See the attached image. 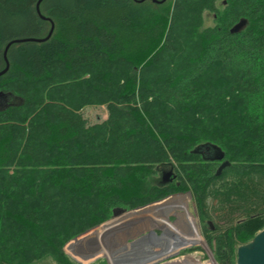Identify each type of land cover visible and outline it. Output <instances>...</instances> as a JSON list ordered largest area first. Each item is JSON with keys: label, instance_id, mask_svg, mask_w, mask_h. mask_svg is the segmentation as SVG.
Here are the masks:
<instances>
[{"label": "trees", "instance_id": "1", "mask_svg": "<svg viewBox=\"0 0 264 264\" xmlns=\"http://www.w3.org/2000/svg\"><path fill=\"white\" fill-rule=\"evenodd\" d=\"M38 1L0 0V73L6 47L24 40L8 50L0 119L32 108L27 81L120 91L132 123L92 164L77 151L51 166L42 145L12 131L0 137V264H78L65 247L115 209L189 192L216 262L236 264L238 248L264 229V0H44L42 16ZM205 13L214 26H205ZM52 24L50 39L27 41L46 39ZM88 125L81 112L56 110L44 139L71 147ZM143 137L149 152L135 159L125 143ZM206 144L225 154L221 175L222 162L194 153ZM161 156L174 179L150 186ZM212 209L242 217L213 225Z\"/></svg>", "mask_w": 264, "mask_h": 264}, {"label": "rangeland", "instance_id": "2", "mask_svg": "<svg viewBox=\"0 0 264 264\" xmlns=\"http://www.w3.org/2000/svg\"><path fill=\"white\" fill-rule=\"evenodd\" d=\"M220 8H222V5H220ZM204 20L205 26H214V19L210 13L204 14ZM21 86L32 95V108H22L16 110L10 116L2 117L0 119V137L12 131L15 137L24 143L42 145L45 150V161L51 166H55L61 160L70 159L77 151L82 153L84 162L86 161L87 164H92L95 161L108 157L109 150L114 149L113 145H116L118 136L121 137V128L129 127V124L132 123L128 115L131 104L120 95V91L105 92L99 85H82L76 87L57 85L46 88H35L27 81L23 82ZM56 110L81 112L89 121V125L80 140L72 144L71 147L68 145L57 146L49 144L44 139L45 120L48 117L53 118ZM125 147L129 155L136 157L135 159H139L138 157L149 152L148 147L150 146L146 138L143 137L135 144H130V142L127 141ZM159 159L162 162L161 164L157 163L155 168L157 175H151L149 179L150 186L164 182L167 174H172L167 183L172 182L174 179L173 172L168 167L171 159H166L163 156L159 157ZM163 165L165 167H163ZM177 196L178 198H175ZM167 205L181 216L172 215L163 221V223L159 224V226L149 224V229L143 232L139 231V228H130L121 234L111 237L109 240L106 239V242L100 241L99 245H97L99 248L102 246V248L107 250L105 244L112 242L117 243L119 247L122 246L126 248L130 245L128 243L133 242L134 239L141 238L149 231H154L158 236L163 234L161 239L165 240L167 244H170V250L165 253L164 260L160 261L158 258L155 264H167L177 260H187L191 257L194 258L196 264H208L212 262V260L215 264H218L206 241L203 223L200 221V216L195 202L193 201V197L188 196V193L173 194L163 201H158L155 204L144 207L150 208L143 213H133L127 217H122L115 223L102 229V225L109 222L113 218L112 217L106 223L79 236L77 238V240L79 239L77 244L78 246H82L84 242L92 241L97 236L101 237L109 232L133 226L141 216L144 215L145 217H149L155 209L164 208L167 207ZM140 214L142 215L140 216ZM185 215L192 216L197 222L195 223V221L187 218ZM210 215L212 216L211 224L223 227L238 222L242 217L241 213L229 215L213 209L210 210ZM198 230L204 243L200 241L197 235ZM73 242L75 241L70 242L65 247V253L72 259V256L75 255L74 257L77 260L80 259L79 261H83L80 257L82 256L81 254H86L91 246L75 247V245H73L69 247ZM154 251L161 252L163 249L156 247ZM111 254L115 260L114 264H125V260L129 261V258L126 255H120L119 251ZM99 256V259L83 264H113L109 259L102 258L103 255L101 256V254H99ZM77 263L81 264L79 262ZM36 264H57V262L52 258H46Z\"/></svg>", "mask_w": 264, "mask_h": 264}, {"label": "water", "instance_id": "3", "mask_svg": "<svg viewBox=\"0 0 264 264\" xmlns=\"http://www.w3.org/2000/svg\"><path fill=\"white\" fill-rule=\"evenodd\" d=\"M43 1L44 0H39L37 3V12L40 15H41L40 5ZM144 1L145 0H140L139 2H144ZM150 1H153L154 3H163L167 0H163V1L150 0ZM245 25H246V21L240 22L238 25H236L231 30L232 34L239 33L245 27ZM53 31H54V24H52L51 32L46 39H36V40L31 39L27 41H37V42L47 41L52 36ZM21 42H24V40L13 41L6 47L4 56L7 62V67L4 71L0 73V77L5 75L8 72L9 67H10L9 62H8V57H7L9 48L11 47L12 44L21 43ZM194 153L202 155L203 159L206 161L220 162V163L222 162V166L220 167L217 175H221V172L226 167L229 166V163L224 161L225 160L224 152L217 146L210 145V144L202 145L198 147L194 151ZM171 176L172 174H167L164 179V182L167 183ZM188 196L192 197V194L188 193ZM142 209L144 208L136 209L135 211L130 212V211H127L121 208H117L113 211V218L109 222L114 221L116 218H118L119 216L123 214L137 212ZM161 237H163V234L161 236H158L154 231L153 232L149 231L148 233H145L141 238L134 239V241L131 243L127 242L133 247L132 254L134 255V257H136L138 261H140V263H136V264H144L149 261H154L155 259H158V258L160 260L165 258V255H166L165 253L168 252L170 249H167V250L165 249L167 243H165V245H162L161 243L157 242L158 238H161ZM76 240L77 239H75L74 241ZM90 246L91 248L88 249L87 253L81 254L82 256H80L84 262L95 261L100 258L99 256L100 251H99V248L95 246V243H90ZM105 247L111 253L116 252V251H119L120 253L121 251L126 250L125 247H122V246L119 247L117 243H112V242H108L107 244H105ZM156 247H160L161 249H163V251L155 252L154 248ZM72 257L77 262L83 264V262L77 260L74 256ZM102 258H107V257L103 255ZM125 264H135V261L132 262V261L125 260ZM236 264H264V229L260 231L251 242H249L248 244L242 245L238 248Z\"/></svg>", "mask_w": 264, "mask_h": 264}, {"label": "bare ground", "instance_id": "4", "mask_svg": "<svg viewBox=\"0 0 264 264\" xmlns=\"http://www.w3.org/2000/svg\"><path fill=\"white\" fill-rule=\"evenodd\" d=\"M175 198H178V196L177 197H175ZM172 201V200H171ZM145 209V208H144ZM143 210V209H142ZM139 211H141V210H139ZM138 212V211H137ZM133 213H135V212H132V213H126V214H123V215H121V216H119L118 218H116L114 221H112V222H109V223H107V224H105V225H103L101 228L102 229H104V228H106V227H108L109 225H111V224H113V223H115L116 221H118L120 218H122V217H127V216H129L130 214H133ZM142 214H140V216H141ZM150 215V214H149ZM172 215H174V216H181L178 212H176V211H174L173 209H171L168 205H167V207H164V208H159V209H155L153 212H152V214L149 216V217H145L144 215L143 216H141L140 217V219H138L137 221H136V223L133 225V226H129V227H127V228H124V229H120V230H117V231H113V232H109V233H107V234H104L103 236H101V237H99V236H97L94 240H92V241H86V242H84L83 244H82V246H87V245H90V243H96V245L95 246H97L98 248H99V243H100V241H105L106 242V239L107 240H109L111 237H113V236H115V235H117V234H121V233H123V232H125L126 230H129L130 228L132 229H137V228H139V231H146V230H148L149 229V224H153V225H156V226H159V224H161V223H163V221H165L168 217H170V216H172ZM187 218H189V219H191V220H193V221H195V223L197 222L192 216H189V215H185ZM199 229V228H198ZM198 237H199V239H200V241L201 242H203V240H202V237H201V235H200V232H199V230H198ZM79 240V239H78ZM78 240H76L75 242H73V243H71L70 245H69V247L71 246H73V245H75V247H77L78 246V244H77V241ZM152 241H154V240H152ZM158 243H161L162 245H165V242H162V241H157ZM204 243V242H203ZM98 244V245H97ZM82 246H78V247H82ZM166 246H167V244H166ZM68 247V248H69ZM126 248H128L129 250H123V251H121L120 252V255H126L128 258H131L132 259V262L134 261V259H133V254H132V247L129 245V246H127ZM131 250V251H130ZM99 251H100V254H101V256L102 255H105L109 260H110V262L111 263H115V260H114V257L112 256V254H111V252H109V251H107L106 249H104V248H102V246H100V248H99ZM75 256V255H74ZM191 258H193V257H191ZM191 258H189V259H187V260H185V259H182V260H177V261H173V262H170V263H167V264H196V262H195V260H194V258L193 259H191ZM79 259V258H78ZM80 260V259H79ZM197 260V259H196ZM82 261V260H81ZM197 261H199V260H197ZM83 262V261H82ZM83 263H86V262H83ZM136 263H140V261H138V260H136L135 261V264ZM211 264H215L214 263V261L212 260V262H210ZM210 263H208V264H210ZM144 264H155V260L154 261H149V262H147V263H144ZM197 264H199V263H197Z\"/></svg>", "mask_w": 264, "mask_h": 264}, {"label": "flooded vegetation", "instance_id": "5", "mask_svg": "<svg viewBox=\"0 0 264 264\" xmlns=\"http://www.w3.org/2000/svg\"><path fill=\"white\" fill-rule=\"evenodd\" d=\"M158 241H162V242H165L166 243V241L165 240H163V239H161V238H158ZM131 246V245H130ZM170 246V244H167V246H166V248L168 249V247ZM132 247V246H131ZM127 250H129L128 248H126ZM132 249H133V247H132ZM133 252V251H132ZM133 259H134V261H136V260H138L136 257H134V255H133ZM129 261H132V259L131 258H129ZM157 261V259H155V262Z\"/></svg>", "mask_w": 264, "mask_h": 264}]
</instances>
